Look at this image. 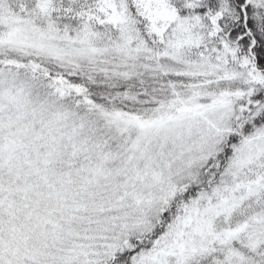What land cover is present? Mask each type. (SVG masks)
I'll list each match as a JSON object with an SVG mask.
<instances>
[{
  "label": "snow or ice",
  "instance_id": "snow-or-ice-1",
  "mask_svg": "<svg viewBox=\"0 0 264 264\" xmlns=\"http://www.w3.org/2000/svg\"><path fill=\"white\" fill-rule=\"evenodd\" d=\"M0 264H264V0H0Z\"/></svg>",
  "mask_w": 264,
  "mask_h": 264
}]
</instances>
